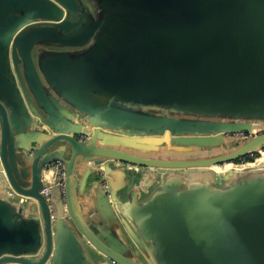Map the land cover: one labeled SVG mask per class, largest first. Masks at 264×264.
Returning <instances> with one entry per match:
<instances>
[{"label": "water", "instance_id": "water-1", "mask_svg": "<svg viewBox=\"0 0 264 264\" xmlns=\"http://www.w3.org/2000/svg\"><path fill=\"white\" fill-rule=\"evenodd\" d=\"M262 149L264 0H0V264H264Z\"/></svg>", "mask_w": 264, "mask_h": 264}, {"label": "crops", "instance_id": "crops-1", "mask_svg": "<svg viewBox=\"0 0 264 264\" xmlns=\"http://www.w3.org/2000/svg\"><path fill=\"white\" fill-rule=\"evenodd\" d=\"M87 166L89 168H92V170H94L92 175V180L97 179L96 174L97 172H99V170L103 169V167H96L93 163H88ZM128 170L130 172H125L126 173L125 176L122 174V172L119 171L113 172L112 175L110 176L113 184H121V182H124L126 184L125 192L130 194V200L129 201L128 199L126 200V202L128 201V203L130 202L137 203L146 200V198H148L149 195L152 194L157 188V186L154 185V183L160 180L165 175V172L162 170L160 171L156 169L143 168V167H141V169L138 171L134 169L133 170L128 169ZM143 171L148 172L150 175H148L147 178H144L141 175ZM2 189H4V191L6 190L5 183H2L0 185V195L2 194V192L3 194H5V192ZM145 247L149 250V252L151 251L149 245H145ZM91 253L93 259L96 262H100L101 264H107L104 258L101 255H99L96 251L91 250Z\"/></svg>", "mask_w": 264, "mask_h": 264}, {"label": "built area", "instance_id": "built-area-1", "mask_svg": "<svg viewBox=\"0 0 264 264\" xmlns=\"http://www.w3.org/2000/svg\"><path fill=\"white\" fill-rule=\"evenodd\" d=\"M264 163V149L258 151L257 153L253 154V155H249L246 158H241L238 161L235 162H231L228 164H224L225 166L229 167V168H244V167H250V166H256L258 164H263ZM118 165H120L119 162H117ZM128 169L130 170H140L141 167L139 166H135V165H126ZM51 169H55L58 171H62L63 172V164L61 162H57L55 164H53L51 167ZM43 193L46 195V197L49 199L50 197V186L48 185V183L45 181L44 183V190Z\"/></svg>", "mask_w": 264, "mask_h": 264}, {"label": "rangeland", "instance_id": "rangeland-1", "mask_svg": "<svg viewBox=\"0 0 264 264\" xmlns=\"http://www.w3.org/2000/svg\"><path fill=\"white\" fill-rule=\"evenodd\" d=\"M156 113L157 114H167V115H171V116H176V115H178V114H176V112H170V111H168V110H165V109H158V110H156ZM260 132H259V130H255L254 131V134H253V136H255V135H258ZM235 138H237V137H235ZM244 142V140L243 139H230V143H228L227 145H225V146H227L229 149H232V148H235V147H237V146H239V145H241L242 143ZM208 154H210V153H208ZM229 167H227V166H225V165H220V166H217V167H215V169L216 170H219V171H225V170H227ZM232 168H234V167H232ZM161 171V170H160Z\"/></svg>", "mask_w": 264, "mask_h": 264}, {"label": "bare ground", "instance_id": "bare-ground-1", "mask_svg": "<svg viewBox=\"0 0 264 264\" xmlns=\"http://www.w3.org/2000/svg\"><path fill=\"white\" fill-rule=\"evenodd\" d=\"M230 167V166H229Z\"/></svg>", "mask_w": 264, "mask_h": 264}, {"label": "trees", "instance_id": "trees-1", "mask_svg": "<svg viewBox=\"0 0 264 264\" xmlns=\"http://www.w3.org/2000/svg\"><path fill=\"white\" fill-rule=\"evenodd\" d=\"M246 158V157H245Z\"/></svg>", "mask_w": 264, "mask_h": 264}]
</instances>
